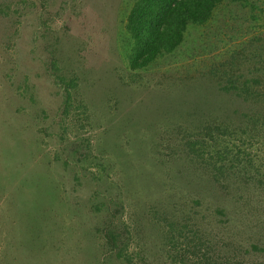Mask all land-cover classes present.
Masks as SVG:
<instances>
[{
  "label": "rangeland",
  "instance_id": "1",
  "mask_svg": "<svg viewBox=\"0 0 264 264\" xmlns=\"http://www.w3.org/2000/svg\"><path fill=\"white\" fill-rule=\"evenodd\" d=\"M132 1L0 0V264H264V0L135 69Z\"/></svg>",
  "mask_w": 264,
  "mask_h": 264
},
{
  "label": "trees",
  "instance_id": "2",
  "mask_svg": "<svg viewBox=\"0 0 264 264\" xmlns=\"http://www.w3.org/2000/svg\"><path fill=\"white\" fill-rule=\"evenodd\" d=\"M220 2L222 0L132 1L124 17L132 37L127 58L131 68H143L161 54L169 53L179 45L185 29L204 24ZM249 248L255 249V246Z\"/></svg>",
  "mask_w": 264,
  "mask_h": 264
}]
</instances>
